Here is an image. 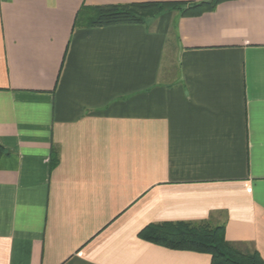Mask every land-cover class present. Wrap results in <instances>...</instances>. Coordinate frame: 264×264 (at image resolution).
Wrapping results in <instances>:
<instances>
[{"label": "crops", "instance_id": "0c3cea01", "mask_svg": "<svg viewBox=\"0 0 264 264\" xmlns=\"http://www.w3.org/2000/svg\"><path fill=\"white\" fill-rule=\"evenodd\" d=\"M204 1L0 0V264H211L138 237L179 223L264 261V0L75 25Z\"/></svg>", "mask_w": 264, "mask_h": 264}, {"label": "trees", "instance_id": "16d2710c", "mask_svg": "<svg viewBox=\"0 0 264 264\" xmlns=\"http://www.w3.org/2000/svg\"><path fill=\"white\" fill-rule=\"evenodd\" d=\"M231 0L204 2H150L127 5H110L97 8L82 7L75 25L102 28L116 25H145L166 12H177L183 17L198 16L212 11L217 5ZM4 149L0 145V159ZM55 164V159L52 160ZM139 239L172 251H186L210 256L211 264H264L256 252H242L232 247L224 237L223 227L200 224L148 225Z\"/></svg>", "mask_w": 264, "mask_h": 264}, {"label": "rangeland", "instance_id": "374dc122", "mask_svg": "<svg viewBox=\"0 0 264 264\" xmlns=\"http://www.w3.org/2000/svg\"><path fill=\"white\" fill-rule=\"evenodd\" d=\"M152 21V20H150ZM149 22V21H148ZM169 55V52H168ZM171 59V62L169 63V60ZM165 83L174 82L175 79H177V69L176 64L173 61V58L168 56L166 54V65L164 68V77Z\"/></svg>", "mask_w": 264, "mask_h": 264}]
</instances>
